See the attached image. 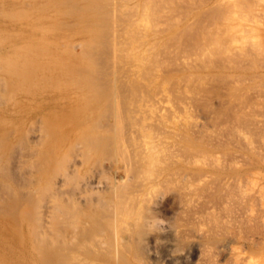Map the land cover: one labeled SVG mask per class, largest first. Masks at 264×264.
Listing matches in <instances>:
<instances>
[{"label": "rangeland", "instance_id": "1", "mask_svg": "<svg viewBox=\"0 0 264 264\" xmlns=\"http://www.w3.org/2000/svg\"><path fill=\"white\" fill-rule=\"evenodd\" d=\"M136 1L132 0L131 3ZM193 2L196 4V1ZM72 3L75 7L71 6ZM111 4L112 0H0V264H48V260L51 264H60L59 257L62 264L73 261L75 264L79 255V264L82 257L88 260V264L97 261L98 264H135L129 261L135 253L138 259H144L145 263H141L140 259V264L174 263L163 259L164 248L156 245L151 234L145 237L142 245L138 243L140 246L136 244L134 248L131 247L132 251L128 249L126 252L127 244L123 241L128 237V231L125 233L124 228L127 230L134 213L123 222L126 225L121 232L126 237L122 234L121 240L126 248L123 245L122 252L115 244L112 249L114 254H111L109 249L113 246H110V240L114 235L105 229L107 226L103 228L99 225L102 232L100 229L98 231L97 226V223H101L99 215L104 213L110 216L105 213L112 208L116 210L120 203L118 200L126 201L129 191L136 194V189H143L145 183L155 185L158 179L161 181L160 187L152 194L153 197L150 196L151 199L155 197L154 202H158L154 210L157 223L152 225V232L158 233V229L161 230L158 227L164 221L174 228L178 227L176 245L188 254L190 260L197 261L196 264H236L235 252H239L241 259H244L240 264H249V258H252L251 264H264V69L259 67L232 72L214 68L208 64L209 61H204L205 58L190 55L192 52L189 56L186 54L188 57L183 49H180L183 53H178L177 48H185L187 43L184 44L186 41L183 39L175 40L179 31L176 25L172 27L173 23H167L170 21L166 20L164 12L162 19L165 18L163 20L166 22H152L156 29L166 24L157 29V32L160 31L158 33L151 28L147 18L142 17L143 20L136 22L137 27L139 23V27L144 28L141 36L145 42L140 41L141 47L138 40L136 43L130 35L134 42L131 47L139 46L136 54L144 52L148 55L144 47L146 44L152 47L154 42L153 48H157L153 49L157 52L155 54L165 53L158 55L157 60L149 55L144 62L138 60V70L150 65L147 62H155L151 63L153 69L148 71L150 73L152 70L153 74L149 76L147 73L142 78L136 74L135 68H127L123 62L122 65L129 72L127 75L130 74L127 79H120L125 68H120L121 71L124 69L122 73L118 69L117 74L116 67L113 75L97 81L100 77V56L99 53L94 55L91 47L102 43L103 36L107 34L109 26L105 17ZM211 7H203L200 13L212 11L214 7ZM182 10L185 11L186 7H182ZM132 11L136 12V8ZM191 21H187L186 25L189 26L188 22ZM114 23L121 24L117 20ZM128 37H125L126 40ZM126 42L130 43L131 40ZM96 57L99 61L94 59ZM152 57L154 61H151ZM256 57L254 55L250 59L254 61ZM195 64L198 66H193ZM120 74V77L117 76ZM154 79L163 84L164 91L171 93L170 102L164 97L163 105L170 106L175 100L174 109L176 106L182 107L183 102L188 106L183 114L184 125L189 130L194 128L191 130L194 134L190 131L193 136L200 134L201 143L212 155H206L200 162L194 158L189 162V157L185 153L186 156L183 155L178 146H173L174 150L171 146L170 152L174 151V155L164 153V163H158L154 172L149 171V174H162H158V179L155 175L151 177L152 180L148 177L150 181L145 178L147 172L145 174L143 164L139 162L144 177L136 175L143 170L134 169L138 163L135 162L134 152L137 154L140 150L135 143L141 144L145 138L135 129L140 120L135 118L134 121L136 106L133 105H138L139 109L144 107L143 98L147 99L145 90ZM141 83L145 84L141 86ZM180 88L185 91H178ZM118 89L125 94L127 102H120L121 109L116 111L118 114L115 112L118 120L115 113L110 115L114 117L110 120V116L105 114L110 104L109 93L116 91L117 95L120 93ZM136 91L141 93L140 102L137 100L139 92ZM123 112L126 115L122 116ZM100 120H104L103 123ZM119 121L121 123L118 125ZM147 122L151 123V120ZM135 124L137 127L133 126ZM155 129L151 131L147 128L146 132H158ZM162 130L159 132L163 133L162 143L166 140L164 146L167 141L168 145H173V141L181 140V137H177L178 131L165 134L166 130ZM126 147L130 151L132 147L135 150L132 149L134 152L130 153ZM126 150L134 154L129 156L130 160L128 154L124 155ZM180 153L183 156L179 158L176 155ZM170 156L173 158H170L167 166L165 159ZM131 160L136 164H132ZM128 169L133 173L137 170L133 174L137 178L132 179ZM177 171L179 174L176 175ZM198 171H201L203 180L200 184ZM168 174H173V180L165 181ZM139 177H143L141 183ZM129 180H133V183ZM167 182L169 185L165 184ZM111 199H116L117 207ZM93 231L100 238L91 235ZM81 240L84 241L83 245H80ZM71 254H76L77 258ZM66 259H69L68 262Z\"/></svg>", "mask_w": 264, "mask_h": 264}, {"label": "bare ground", "instance_id": "2", "mask_svg": "<svg viewBox=\"0 0 264 264\" xmlns=\"http://www.w3.org/2000/svg\"><path fill=\"white\" fill-rule=\"evenodd\" d=\"M95 1V0H93ZM97 1V0H96ZM193 1H196V4H194ZM137 0L135 3H131L132 0H112L113 4H111V8H110V11H109V14H107V22L106 24L109 26L108 30H107V34L104 37V40L99 43H97L96 45H94L93 47H91V52H93L94 55H98L99 53V56H100V61H99V58L96 57L94 59H98V63L100 64L99 65V75L100 77L97 78V81H101V79H104L107 75L111 74L113 75V73L115 72L116 70V67H117V72H118V69L119 71L122 73L124 71H121V67H124V64L122 65L123 62L126 63L125 67L127 66V68L129 66H131L132 68H135V70L137 71L136 74L140 75V77L144 78L147 73L150 74L152 73L150 71V73L148 72L150 69H153L152 68V65L151 63H155V62H147V65L148 63H150V65L146 66L144 65V67L142 68V70H138V60H142L143 62L145 60H147V58L149 56H153L154 58H156L155 60H157V57L158 55H164L160 52V54L158 53L157 55L155 53H157L156 50L157 48H153V45L155 44V42L153 43L152 47H148L147 44L145 45L144 47V51L148 52V55L146 53L143 52V54L140 52L136 54V49L139 48L140 44V41H144L142 38V33H143V29L141 27H139V23L137 24L138 27L136 26V22H138V20H143L142 17H145V20L146 18L151 22V28H154L156 29L155 26L152 25V22L155 24L156 22L158 21H165L162 19V17L164 16L163 13L165 12L166 13V20H169L170 22H167V23H173L171 26L173 27L174 25H176V30H178L179 32L177 33L178 36H175V40L178 39L180 41V39H183L184 41V44L187 43V45L185 46V48H177V50H179L178 53H181L182 51H180V49H183L184 53H185V56H187L189 53L192 52V54L190 55H198L200 56L201 58H205L204 61H209L211 63L208 62L209 65H211L212 67L214 68H220V69H228V70H231L232 72L234 71H245V70H249V69H252L254 70L255 68H263L264 69V55L262 52H264L262 50V46H264V0ZM77 2V1H76ZM74 2V3H76ZM79 2V1H78ZM107 2V0H106ZM111 2V0H110ZM64 4V3H63ZM73 7L74 4L72 3ZM170 6V7H169ZM214 7V9H212V11H203V13L201 14L200 11L203 7ZM98 7V6H97ZM100 7V6H99ZM98 7V8H99ZM106 7V6H105ZM182 7L185 8L186 7V10H182ZM211 7V8H212ZM101 8H104V7H101ZM100 8V9H101ZM133 8H136V12L132 11ZM75 9V8H74ZM78 9V7H77ZM82 9V7H81ZM90 9V8H89ZM195 9V11H193ZM169 12H174V13H169ZM176 12V13H175ZM107 13V12H106ZM164 13V14H165ZM169 13V14H168ZM191 17L193 18L192 21H191ZM117 21H120L121 24L119 23H114ZM191 21V22H188L190 25L187 26L186 22L187 21ZM195 21V22H193ZM166 22V21H165ZM37 23V22H36ZM146 23V22H145ZM75 24V23H74ZM117 24V27H115ZM158 24V23H157ZM68 25V24H67ZM121 25V26H120ZM162 26V24H161ZM161 26L159 27L161 29ZM166 24L162 27H165ZM168 26V25H167ZM170 26V28H171ZM107 28V27H106ZM150 28V29H151ZM158 26H157V29H159ZM157 29L155 30L157 32ZM104 31V30H103ZM152 31V29H151ZM153 30V32H155ZM164 31V30H163ZM146 33L149 32L148 31H145ZM160 32V31H158ZM157 32V33H158ZM129 35H128V34ZM162 33V32H161ZM159 33V34H161ZM127 34V35H126ZM133 36V39L134 41L136 42V40H138V43H139V46L137 47L136 45H134L135 47H133V39L130 37ZM138 35V38H135V36ZM146 35V34H144ZM129 36V37H128ZM156 36V35H155ZM172 36V35H171ZM125 37H128V39L126 40ZM152 37H154V35H152ZM131 38V39H130ZM148 38V37H147ZM172 38V37H171ZM131 42H126V41H130ZM174 40V39H173ZM160 41V40H159ZM169 41V39H168ZM177 41V40H176ZM133 42V43H132ZM145 42V41H144ZM143 42V43H144ZM174 42V41H173ZM128 43V44H127ZM137 43V42H136ZM167 43V42H166ZM170 43V41H169ZM177 43V42H176ZM130 44V45H129ZM132 44V45H131ZM149 44V43H148ZM65 45V44H64ZM165 45V43L163 44ZM179 45V44H178ZM132 46V47H131ZM86 48V46H84ZM83 47V48H84ZM141 47V46H140ZM160 47V46H159ZM165 46H163V49ZM161 48V47H160ZM154 49V50H153ZM162 49V48H161ZM171 49V48H170ZM169 50V49H168ZM158 51V50H157ZM163 51V50H161ZM89 52V51H88ZM172 52V51H171ZM182 52V53H183ZM169 53V51H168ZM167 53V54H168ZM155 54V55H154ZM187 54V55H186ZM184 55V54H183ZM257 56L256 59H254V61H252L250 59L251 56ZM167 56V55H165ZM189 56V55H188ZM187 56V57H188ZM153 57H152V60L151 61H154L153 60ZM197 57V56H196ZM162 58V57H161ZM207 58V60H206ZM163 59V58H162ZM170 59V58H168ZM191 59H194V58H191ZM182 60V59H181ZM201 59H199L200 61ZM158 61H160L158 59ZM167 61V60H165ZM174 61V60H173ZM192 61V60H191ZM168 62V61H167ZM198 63V61H195ZM97 63V64H98ZM159 63V62H158ZM170 63V61L168 62ZM172 63V62H171ZM193 63V62H192ZM207 63V62H206ZM146 64V63H145ZM163 65V64H161ZM180 65V64H179ZM186 65V63H185ZM184 65V66H185ZM197 64L193 65L196 67ZM150 66V67H149ZM155 65H153L154 67ZM173 66V65H172ZM178 66V65H177ZM183 66V65H182ZM198 66V65H197ZM204 66V65H202ZM201 66V67H202ZM124 67V68H125ZM129 67V68H131ZM161 67V66H160ZM175 67V66H174ZM188 68V67H186ZM185 68V69H186ZM175 69V68H174ZM177 70L179 69L178 67L176 68ZM196 69V68H195ZM78 70V69H77ZM128 69L125 68V71L123 72V78H121L120 75H117L120 77V79H124L126 78L127 79V76L130 74L127 75V72ZM180 70V69H179ZM130 71V69H129ZM141 71V72H140ZM111 72V73H110ZM134 72V71H133ZM166 72V71H165ZM131 73V71H130ZM119 74V72L117 73ZM153 74V73H152ZM156 74V73H155ZM166 74V73H164ZM163 74V75H164ZM126 75V77H125ZM158 76V74H156ZM192 75V74H191ZM147 76V77H149ZM155 76V75H154ZM254 76V74L252 75ZM256 76V75H255ZM95 77V76H94ZM115 77V76H114ZM218 77V75H217ZM224 77V76H223ZM222 77V78H223ZM129 78V77H128ZM137 78V77H136ZM220 78V77H219ZM229 78V77H228ZM235 78V77H234ZM112 79V78H111ZM151 79V78H150ZM153 79V77H152ZM227 79V78H226ZM236 79V78H235ZM167 80V79H166ZM184 80V79H183ZM234 80V79H233ZM137 81V80H136ZM149 81V80H148ZM181 81V80H180ZM228 81V80H227ZM122 82V81H120ZM124 82V81H123ZM104 83V82H103ZM137 83V82H136ZM140 83V81H139ZM182 83V82H180ZM102 84V83H100ZM145 84V83H144ZM143 83H141V86L144 85ZM183 84V83H182ZM190 84V83H189ZM225 84V83H224ZM227 84V83H226ZM138 85V84H136ZM135 85V86H136ZM188 85V84H186ZM125 86V85H124ZM163 84L161 83H158L157 80H151V83H149V88L147 90H145V86H144V89L147 93V95H145L147 97L146 98H143V103H144V107L139 109L137 108L138 105H133V106H136V110L133 109V111L135 112V117H134V121H135V118L136 119H139L140 122H138V127L135 125H133L134 127L136 126L137 128H135L136 130H138L139 134H141L140 136H142L143 138H145L144 141H141V144L140 142L138 143H135V144H138L139 148L140 149L138 151V149L136 152L132 151L133 147L135 145H132L133 147L131 148V151L134 152V154H130L128 153V150H126L127 152L124 153L125 154H128V159L130 157H132V155H134V159L136 160L135 162H138L137 163V167H135L134 165V169H138L139 171V168L141 169V167L139 166V162L141 163L140 165H142V168L146 169L145 171V174L147 172V175H145V178H148V177H152L154 174H149V171H153L156 170V165L158 163L162 164L164 163V153H166V155H171L173 153L174 155V151L170 152V147L173 149L174 147L177 148L178 146V150H180V152L183 154V155H187L189 157V162L191 159H195V161L197 162H200L201 159H203L204 157H206V155H212L211 152L205 148L204 144L201 143V139H199L200 137V134L197 133V136H193L190 131L193 130H189L188 127H186L184 125V117H183V114L187 112L188 110V106L184 105V102L182 103L183 106L181 105V103H179L178 105L182 106V107H177L174 109V105H173V102L175 100H173L172 102V105L170 106H167L166 104L163 105L164 103V100L166 97L168 99V101L170 102V98H169V94H171L169 91L165 90L162 88ZM174 86V85H172ZM180 86V85H179ZM183 86V85H182ZM181 86V87H182ZM202 86V85H201ZM221 86V85H220ZM138 87V86H137ZM136 87V89H137ZM192 87V86H191ZM124 88V87H123ZM183 88V87H182ZM182 88L178 89V91L181 90V92H184L182 90ZM188 88V87H187ZM201 88V87H200ZM199 88V89H200ZM127 89V88H126ZM168 89H169V86H168ZM188 90V89H186ZM224 90V89H223ZM118 92L119 89L117 90ZM171 91V90H170ZM177 91V90H176ZM116 92V91H115ZM113 93L114 94V97H111L113 96L112 92L109 93V101L108 103V107H107V112L105 113L106 115H113L117 110L121 109V105H120V102H122V100H124L123 103L127 102L125 101L126 98H124L125 94H121L120 93ZM136 92H139V95H137L138 97V102H140L141 98V93L140 91H136ZM144 92V91H143ZM169 92V93H168ZM187 92V91H186ZM180 93V92H179ZM145 94V93H144ZM183 94V93H182ZM186 94V93H184ZM127 95V94H126ZM200 95V94H199ZM253 95V94H252ZM263 95V94H261ZM129 96V95H128ZM127 96V98H128ZM173 96V95H172ZM184 97V96H183ZM186 97V96H185ZM194 97V96H193ZM192 97V98H193ZM250 97V96H249ZM253 97V96H252ZM256 97V96H254ZM132 98V97H131ZM187 98V97H186ZM258 98V97H257ZM256 98V99H257ZM133 99H135V97H133ZM176 99V98H175ZM180 99V97H179ZM130 100V99H129ZM178 100V98H177ZM181 100V99H180ZM259 100V99H258ZM183 101V100H182ZM180 101V102H182ZM193 101V100H192ZM137 102V104H138ZM129 103V102H128ZM135 103V102H134ZM133 103V104H134ZM259 103H260V100H259ZM187 104V103H186ZM177 105V104H176ZM249 105V104H248ZM123 106V105H122ZM128 106V105H127ZM264 106V105H263ZM123 108V107H122ZM125 108V107H124ZM123 108V109H124ZM126 110H128V108L126 107L125 108ZM257 110V109H256ZM261 110H263L261 108ZM120 111V110H119ZM124 111V110H121V112ZM132 111V112H133ZM264 111V110H263ZM127 112V111H126ZM129 112V111H128ZM235 112V111H234ZM108 113V114H107ZM118 114V112H116ZM116 113L114 114V116L116 115ZM122 114V113H121ZM139 114V118L137 117ZM233 114V113H232ZM120 115V114H119ZM118 115V116H119ZM126 114H124L123 112V115L124 116ZM234 115V114H233ZM236 115V114H235ZM104 116V115H103ZM117 116V115H116ZM115 116V118H116ZM121 116V115H120ZM119 116V118H121ZM108 117V116H107ZM217 117V116H216ZM110 120L111 118H114L113 116H110L108 117ZM107 118V121H109ZM123 118V117H122ZM125 118V117H124ZM132 118V117H131ZM130 118V119H131ZM236 118V117H235ZM103 119H106V118H103ZM117 119V118H116ZM115 119V120H116ZM113 120V119H112ZM118 120V119H117ZM116 120V121H117ZM120 120V119H119ZM123 120V119H122ZM121 120V121H122ZM125 120V119H124ZM148 120H151V123H148L147 121ZM104 121V120H102ZM100 120V122H102ZM106 121V120H105ZM121 121L118 122V125L121 123ZM130 121V120H129ZM144 121V122H143ZM237 121V119H236ZM235 121V122H236ZM131 122V121H130ZM147 122V123H145ZM103 123V122H102ZM107 123V122H106ZM125 123V121H124ZM133 123V122H131ZM144 123V125H142ZM109 124V123H108ZM99 125V124H97ZM122 125V124H121ZM120 125V126H121ZM114 126V125H113ZM119 126V127H120ZM157 126V128H156ZM205 126V125H204ZM122 127V126H121ZM130 128V127H129ZM128 128V129H129ZM147 128H149L151 131L153 129H157L158 132H146ZM126 129V127H125ZM155 129V130H156ZM163 129V130H162ZM164 129L166 131H164ZM121 130V129H120ZM127 130V129H126ZM134 130V129H132ZM159 130H162L164 131V133H173V130H176L178 131L177 132V137H181L179 141H173V145H168L167 142H165V146H164V140H163V143H162V138H161V134H163L162 132L160 133ZM260 130V129H259ZM128 131V130H127ZM196 131V130H195ZM135 132V131H134ZM132 132V133H134ZM137 132V133H138ZM180 132V133H179ZM192 132V131H191ZM194 132V131H193ZM192 132V133H193ZM201 132V131H200ZM124 133V131H123ZM127 133V132H126ZM137 134V136L139 135ZM156 134V135H154ZM164 134V135H165ZM194 134V133H193ZM132 135V134H131ZM135 136V134H134ZM136 136V138H137ZM227 136V135H226ZM139 137V136H138ZM164 137V136H163ZM116 138V137H115ZM125 138V137H124ZM167 138V137H166ZM135 139V138H134ZM140 139V138H138ZM204 139V138H203ZM117 140V139H116ZM93 141V140H92ZM139 141V140H138ZM166 141V140H165ZM241 141V140H240ZM81 142V141H80ZM95 142V141H94ZM125 143V142H124ZM134 143V142H133ZM129 144V143H128ZM140 144V145H139ZM19 145V144H18ZM130 145V144H129ZM226 145V144H225ZM137 146V147H138ZM174 146V147H173ZM220 146V145H219ZM135 148V147H134ZM120 149V148H119ZM136 149V148H135ZM133 149V150H135ZM174 150V149H173ZM178 152V151H177ZM171 153V154H170ZM179 154V155H176L177 157H182L183 155L182 154ZM185 153V154H184ZM118 154V153H117ZM130 154V155H129ZM123 155V156H124ZM185 155V156H186ZM130 156V157H129ZM184 156V157H185ZM126 157V156H125ZM124 157V158H125ZM231 157V156H230ZM115 158V157H114ZM127 158V157H126ZM132 158V159H133ZM170 157H166V164H169L170 162ZM173 158V157H172ZM171 158V159H172ZM177 158V160L179 159ZM186 158V157H185ZM128 159H126L125 161H127ZM131 159V158H130ZM129 159V160H130ZM182 159V158H181ZM179 159V160H181ZM187 161H188V158H186ZM185 159V161H186ZM174 160V159H173ZM132 161V164L135 163L134 160H131ZM186 161V162H187ZM211 161V160H209ZM241 161V160H240ZM183 162V161H182ZM12 163V162H11ZM62 164V163H61ZM129 164V163H128ZM132 164L130 163L129 165L132 166ZM136 164V163H135ZM5 166V165H4ZM131 166H129L130 170H131ZM168 166V165H167ZM126 167V166H125ZM6 168V167H5ZM11 168V167H10ZM128 169V170H129ZM129 170V171H130ZM143 170V169H141ZM158 170V169H157ZM128 171V172H129ZM135 172L137 170H134ZM165 171V169H164ZM167 171V169H166ZM181 171V170H180ZM183 171V170H182ZM7 172V171H6ZM65 172V171H64ZM69 172V171H68ZM131 172V171H130ZM135 172H131L132 173V176L133 174L135 175ZM141 172V171H140ZM136 173V175L138 174H143L144 173V170L142 171V173ZM197 172V171H196ZM9 173V171H8ZM182 174V172H180ZM191 173V172H190ZM198 173L200 174L201 171ZM197 173V174H198ZM203 173V176H204V172ZM7 174V173H6ZM158 174H162V173H159ZM157 172H156V179L159 178ZM175 174V172L173 173ZM173 174H168L167 177H166V180L165 181H168L169 180H173L172 179V175ZM179 174L178 171L176 173V175ZM195 174V173H194ZM198 174V175H199ZM130 175V173H129ZM140 175V176H141ZM193 175V174H192ZM206 175V174H205ZM22 176V175H21ZM143 176V175H142ZM153 176V177H155ZM184 176V174H183ZM186 176V175H185ZM200 178H196V181L198 182L199 180V184H200V181H203L201 179V176L202 174L199 175ZM199 176H196V177H199ZM8 177V176H7ZM16 177V176H15ZM131 178V176H128ZM137 176H133L132 179ZM144 177V176H143ZM141 177V179L143 178ZM127 178V177H126ZM175 178V177H174ZM192 178V177H191ZM203 178V177H202ZM140 177H139V180H141ZM149 179V178H148ZM154 179V178H153ZM154 179V180H156ZM198 179V180H197ZM201 179V180H200ZM206 179V178H205ZM204 179V181H205ZM108 180V179H107ZM147 180V179H146ZM150 180V179H149ZM152 180V178H151ZM150 180V181H151ZM195 179H193L194 181ZM131 181V180H129ZM133 181V180H132ZM131 181V182H132ZM137 181V180H136ZM135 181V183H136ZM144 181V179H143ZM163 181V180H162ZM214 181V180H213ZM244 181V180H243ZM142 181H140L141 183ZM149 182V181H147ZM161 182V181H160ZM160 182H159V179L158 181L155 183V185L153 183H145V186H143V189L141 190H137V193L136 194H130L129 192L127 194H129V196H126V201H119L118 200V203L117 204L115 202L116 199H111L110 201H114L112 204H114V206H116L115 204L119 205L118 208L115 210H113V208L108 205V207L110 206L112 208V210H109V212L111 213H105V214H110L109 215H103L104 213H101L102 215H99L100 216V220L99 222L101 221V223H97V226L101 225V227L104 228V226H107L105 229H109L110 232L112 233V235H114V238L111 239V247L112 248H108V247H104L111 250V254H114L112 252V249L114 250V246L115 244L118 245V247L120 249L123 248V242L126 243V247L124 245V248H126V252L129 251L132 248H134V245H142L143 243V240L145 241L146 240V236L147 235H153V241L156 243V245H161L163 248H164V255L163 256V259L164 260H168L170 262H174L172 264H196V262H194L193 260H190V257L188 256V254L184 253L181 249L178 248V245H176V237L179 233V229L178 227L177 228H174L173 226L165 223V221L163 223H161L160 227L158 228H161V230L159 231L158 229V233H155L152 232L151 230V227L152 225H154V223L157 221V218H156V214L155 213V208H156V200H153L150 198L153 197L152 194L154 192H157L158 188L160 187ZM195 182V181H194ZM212 182V181H211ZM35 183V182H34ZM117 183V182H116ZM133 183V182H132ZM139 183V182H138ZM120 184V183H119ZM165 184H168L169 183H165ZM180 184V183H179ZM135 185V184H134ZM143 185V184H142ZM132 186V184H131ZM141 186V185H140ZM163 186V185H162ZM138 187V185L136 186ZM142 187V186H141ZM194 187V186H193ZM164 188V187H162ZM11 189V188H9ZM120 189V188H119ZM140 189V188H139ZM171 189V188H170ZM116 190V188H115ZM132 190H135L132 188ZM185 190V189H184ZM48 191V190H47ZM55 191V190H54ZM163 191V190H162ZM170 191V190H169ZM187 191V190H186ZM246 190H244L245 192ZM191 192V191H190ZM203 192V191H202ZM24 193V192H23ZM125 193V194H126ZM134 193V192H132ZM230 193H232L230 191ZM26 194V193H25ZM119 194V193H118ZM48 195V194H47ZM123 195V194H122ZM156 195V194H155ZM118 196V195H116ZM157 196V195H156ZM48 197V196H47ZM114 197V196H113ZM125 197V196H124ZM198 197V196H197ZM99 198V197H98ZM150 198V200H149ZM101 199V198H100ZM99 199V200H100ZM118 199V198H117ZM183 199V198H182ZM151 200L154 202L152 203ZM200 200V199H199ZM15 201V200H14ZM36 200H34L35 202ZM95 201V199H94ZM107 202V200H105ZM96 202V201H95ZM100 202L103 203V201L100 200ZM99 203V202H98ZM110 203V202H109ZM15 204V203H14ZM95 204V203H94ZM197 204V203H196ZM199 204V203H198ZM107 205V203H106ZM262 205L264 206V200L262 202ZM104 206V205H103ZM105 207V206H104ZM107 207V206H106ZM117 207V206H116ZM97 208V207H96ZM190 208V207H189ZM209 209V208H208ZM107 210V211H108ZM189 210V209H187ZM205 210V209H204ZM8 211V210H7ZM213 211V210H212ZM102 212V211H101ZM203 212V211H202ZM206 212V211H205ZM29 213V212H28ZM75 213V212H74ZM95 213V212H94ZM135 214L134 217H132V222L130 221L129 225L127 226V230H125V226L126 224H123L124 222V219L127 218L128 215L130 216H133V214ZM32 214V213H31ZM35 214V213H34ZM185 215V214H184ZM213 215V214H212ZM159 217V216H158ZM264 217V216H263ZM211 218V217H210ZM34 219V218H32ZM90 219H93V218H90ZM104 220V221H103ZM215 220V219H214ZM98 222V221H97ZM215 222V221H214ZM213 222V223H214ZM95 223V222H94ZM157 223V222H156ZM159 223V222H158ZM159 223V224H160ZM123 224V225H122ZM128 224V223H127ZM96 226V224H94ZM124 226V227H123ZM214 226V225H213ZM122 227L124 228V232L126 233V231H128L126 234H128V237H126V235H124V232L122 233L121 230ZM99 229L101 230L102 232V228H98V231ZM133 230V231H132ZM104 232V231H103ZM90 233V232H89ZM96 237V239L100 238L99 236H96L94 231L93 233L91 232V235H93ZM124 235L123 237H126L125 240L122 242L121 240V235ZM90 235V236H91ZM111 235V236H112ZM188 235V234H187ZM98 237V238H97ZM87 238V237H86ZM93 239V237H90ZM89 238V239H90ZM88 239V240H89ZM90 239L91 241H94ZM124 239V238H123ZM83 240H81L80 243H82ZM102 241V240H101ZM104 241V240H103ZM84 242V241H83ZM86 242V241H85ZM97 242V241H96ZM107 243L109 241H106ZM110 243V242H109ZM139 243V244H138ZM84 243L80 244V245H83ZM100 244V243H99ZM139 245V246H140ZM107 246V245H106ZM77 247V246H76ZM122 247V248H121ZM79 248H82V246ZM78 248V249H79ZM84 248H85V245H84ZM117 248V247H116ZM138 248V247H137ZM129 249V250H128ZM136 250V249H135ZM142 250V249H141ZM140 250V252H142ZM202 249L198 250L199 251V256H201L202 254ZM106 252V250H104ZM122 250H120V252H122ZM132 251V249H131ZM134 251V249H133ZM233 251H236L234 248H233ZM63 252V251H61ZM60 252V253H61ZM119 252V251H117ZM143 253V252H142ZM156 253V252H155ZM110 254V253H109ZM124 254V253H122ZM60 255V254H59ZM73 255V254H71ZM76 257H75V256ZM73 256L75 258H77V255L74 254ZM121 255V254H120ZM133 255V254H132ZM137 253H135L132 257V260H129V261H133L135 262H139L140 264V259H138L136 257ZM237 255V256H236ZM64 257V255H61ZM72 256V257H73ZM118 256V254H117ZM138 256V255H137ZM156 256H157V253H156ZM161 256V258H162ZM66 257V255H65ZM67 257H70V256H67ZM130 257V258H131ZM140 257V256H139ZM155 257V256H154ZM79 258H80V255H79ZM77 258L76 260V263H78V261H80V259ZM124 258V257H123ZM122 258V259H123ZM53 258H51L52 260ZM58 259V258H57ZM59 261H60V264L61 263V259L59 257ZM64 259V258H63ZM71 259V258H70ZM74 259V258H73ZM71 259V260H73ZM79 259V260H78ZM85 258L82 257V262L80 264H88V260L86 261V259L84 260ZM234 259L236 260V264H240L244 261V259L242 260L240 255H239V252H235V255H234ZM55 260V259H54ZM68 262L69 259H66ZM163 260V261H164ZM246 260V259H245ZM49 261V262H48ZM48 264H51L50 260H48ZM56 261V260H55ZM58 261V260H57ZM58 261V262H59ZM65 261V260H64ZM92 260L90 259V262ZM126 261V260H125ZM141 263L144 262V259H141ZM162 261V263H163ZM75 261H73L72 263L74 264ZM89 262V263H90ZM94 262V261H93ZM98 262V261H97ZM97 262H94V264H96ZM252 262V258H249V260H247V263L251 264ZM71 263V264H72ZM130 262H128L127 264H129ZM145 263V262H144ZM56 264V263H55ZM79 264V263H78ZM93 264V263H92ZM98 264V263H97ZM100 264H106V263H100ZM132 264V263H130ZM161 264V263H160ZM168 264V263H167Z\"/></svg>", "mask_w": 264, "mask_h": 264}]
</instances>
